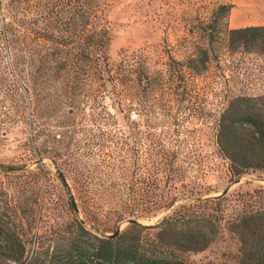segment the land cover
<instances>
[{
  "label": "rangeland",
  "instance_id": "374dc122",
  "mask_svg": "<svg viewBox=\"0 0 264 264\" xmlns=\"http://www.w3.org/2000/svg\"><path fill=\"white\" fill-rule=\"evenodd\" d=\"M104 1L110 67L127 59L159 76L153 88L143 80L140 105L132 84L119 83L115 96L110 82L96 103H66L63 74L39 76L31 65L44 50L31 43V0H0V207L29 261L77 235L154 238L156 230L129 221L152 227L181 206L228 190L216 239L202 250L171 251L190 263L235 264L239 241L230 223L240 195L264 189V175L232 180L216 134L232 98L264 95V53L228 46L229 30L264 26V0ZM224 5L229 12L214 20ZM37 81L45 88L35 97ZM172 200L149 211L132 204Z\"/></svg>",
  "mask_w": 264,
  "mask_h": 264
},
{
  "label": "trees",
  "instance_id": "16d2710c",
  "mask_svg": "<svg viewBox=\"0 0 264 264\" xmlns=\"http://www.w3.org/2000/svg\"><path fill=\"white\" fill-rule=\"evenodd\" d=\"M230 8L220 6L214 20L225 17ZM104 10V0H31V43L36 48L39 45L41 50L44 45V50L36 51L31 58V65L39 76L63 74L62 99L70 105L79 101L98 102L107 82L113 86L115 96L119 83L132 84L131 97L140 105L147 89L143 80H149L148 85L153 88L159 76H148L143 64L127 59L115 68L110 67L107 56L110 35ZM228 46L232 50L241 48L264 53V26L229 30ZM201 55L207 58L205 50ZM193 66L188 68L194 70ZM40 86L37 81L35 97L38 90L45 88ZM92 112L97 116H111L107 110ZM216 145L232 180L248 172L264 175V95L236 96L229 101L218 119ZM223 199V196L198 198L194 204L181 206L152 227L133 224L139 229L156 230L154 238L144 237L140 232L85 239L77 235L65 248L53 249L42 260L29 261L15 224L0 207V264L5 261L18 264H195L178 258L171 247L197 251L211 244L221 227L223 216L219 214V204ZM240 201L242 205L230 223V231L239 241L235 264H264V189L241 194ZM173 202L132 204L149 211L152 207L165 208Z\"/></svg>",
  "mask_w": 264,
  "mask_h": 264
},
{
  "label": "water",
  "instance_id": "95a60500",
  "mask_svg": "<svg viewBox=\"0 0 264 264\" xmlns=\"http://www.w3.org/2000/svg\"><path fill=\"white\" fill-rule=\"evenodd\" d=\"M59 177H60L61 181L63 182V184L66 185L65 180H64V178L62 177L61 174H59ZM227 191H228V190L223 191L221 195H225V194L227 193ZM221 195H218L217 197H219V196H221ZM68 196L71 197V194L68 193ZM129 224H139V223H138L137 221H135V220H130V221H129ZM118 234H119V231H116L114 234H112V235H110V236H111V237H116Z\"/></svg>",
  "mask_w": 264,
  "mask_h": 264
}]
</instances>
